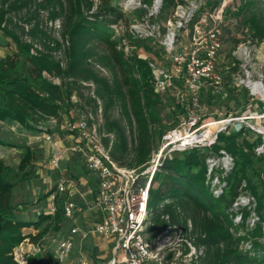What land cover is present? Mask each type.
Masks as SVG:
<instances>
[{
    "label": "trees",
    "instance_id": "16d2710c",
    "mask_svg": "<svg viewBox=\"0 0 264 264\" xmlns=\"http://www.w3.org/2000/svg\"><path fill=\"white\" fill-rule=\"evenodd\" d=\"M176 5V0H164L162 12ZM24 11L28 15L23 23L32 27L26 36L37 38L43 34L40 17L45 13L51 22L61 21L60 41L44 42L47 51L20 41L9 28L13 23L11 14ZM124 15L113 0H99L98 5L91 0H0V30L17 46L14 53L0 59V122L17 124L39 136L50 134L54 121H65L78 91L94 86V97L87 102L90 111L82 108L96 118V124L89 121L88 125L97 126L116 164L127 169L148 167L166 134L185 121V109L191 104H181L177 99V91L183 88L180 82L163 95L155 94L149 63L136 52L149 48L148 42L129 34L117 37L112 29L120 23L130 27L132 22L129 25ZM244 19L252 39L264 43V11L245 14ZM124 40L132 47L129 53L125 52ZM56 49H63L64 62L54 57ZM99 49L105 52L100 59ZM100 63L112 74L111 79L96 70ZM229 68L237 73L240 63L234 60ZM227 91L228 107L233 104L241 110L232 118L249 117L247 92L238 88ZM116 109L118 116L114 115ZM7 146L11 145L0 139V147ZM259 147L264 148L261 133L245 124L239 129L230 124L210 147L189 148L169 156L150 185L149 240L156 242L168 230L172 235L176 227L188 234L187 239L201 252L200 264H264V153L257 154ZM22 148L26 152L15 171L0 160V264H18L13 252L24 242L41 249L38 255L28 257L27 264H59L42 241L63 218L62 209L55 217L42 215L37 221L14 218L17 208L11 202L12 191L34 173V152L28 145ZM224 155L232 161V169L215 168L209 175L208 160ZM11 173L13 184L8 181ZM215 179L219 182L217 188L213 186ZM243 194L256 203L253 211L259 221L253 226L248 222V208L233 207ZM238 215H242L240 223L235 222Z\"/></svg>",
    "mask_w": 264,
    "mask_h": 264
},
{
    "label": "rangeland",
    "instance_id": "374dc122",
    "mask_svg": "<svg viewBox=\"0 0 264 264\" xmlns=\"http://www.w3.org/2000/svg\"><path fill=\"white\" fill-rule=\"evenodd\" d=\"M113 5L119 7L120 2L119 5H117L114 0ZM262 11H264V0H203V7L194 18L195 25L193 27L195 28L197 26L201 34L197 35L194 40L193 34L186 32L185 36L181 37V49L179 52L199 50L198 52L201 54L203 52L201 49L204 44L203 39L206 37V33L211 30L217 32L222 42V50L218 57L217 74L222 77V82L220 85L215 84L214 81L205 82L201 93L199 110H191L189 106V108L185 109L186 113L183 116L186 123H188L191 114L193 116H198L201 119L199 124L193 128H191L189 124L182 127L180 125V128L177 130L178 135L200 136L203 140L210 138L209 135L211 133H216L224 124L233 119L232 117L234 114H239L241 110L233 104H230V107H228V88H238L242 93L247 92V98L250 102L248 105V114L250 116L245 117V119H247L244 124L251 129L255 128L261 132L264 131V97L261 100L253 97L249 89V85L254 86L256 84H261L264 88V43L257 44L252 39L251 34H249L244 24L245 14L249 15L252 14V12L260 13ZM27 15L25 11L19 14H11L13 23L9 30L14 32L20 41L32 43L43 51H47L44 42L53 43V40L60 41L61 21L55 23L51 22L45 13L40 17L42 33L45 36L41 33H39L40 36L37 38L26 36L27 32L32 28L23 23ZM143 15L144 12L136 11L127 13L124 16L129 21L130 25L133 20L140 19ZM173 16L174 9H170L167 12H162L155 20L161 28L162 35L166 33L169 20L173 18ZM122 25L124 27L128 26L125 23ZM33 26H35V23ZM23 27L25 28V35L22 34ZM2 34L3 31L0 30V59L14 53L17 49L13 40L4 37ZM148 45L149 48L137 49V54L146 56L151 62L156 63L161 68L169 67L168 62L164 59L162 49L159 48L158 42H148ZM53 54L56 60L64 62L65 57L63 49H56L53 51ZM97 54L99 59L105 56V52H103L102 49H99ZM234 60L240 63V71L237 73H234V71L229 68ZM95 68L102 76L108 79L112 78V74L108 71L107 67L101 65V63L96 65ZM221 71L223 72V76L221 75ZM53 82L56 84L60 83L57 79H53ZM89 87L90 88L78 91V94L72 98V106H70V110H68L65 115V121L61 120L58 124H54L52 132L48 134V136L52 138L51 141H47L44 135L39 136L28 133L17 124L0 122V139L11 145L5 148L0 147L1 161L15 171L26 152L22 148L24 145H28L35 155L34 173L21 184L16 185L12 191L11 202L13 206L17 208L14 215L16 220L29 222L37 221L40 216L50 214L51 205L46 196L62 178L74 182L76 184L75 186L78 188L77 190H79L75 197L72 198L73 202L78 207V212L72 219H68L63 216V211L61 210L60 212H62L63 218L59 219L57 225L54 224L51 232L42 241L45 250L54 252L59 242L68 237L73 239L74 249L61 264H77L81 258L95 261V264H105L108 263L113 256L112 248L114 243H103V241L93 236L89 237L87 240H82L80 235H71V231L75 228L88 232L97 220L94 214L95 211L93 210L96 184L94 180L91 181V176L88 177L89 173L87 174L85 169L83 155L73 150L75 136L69 135L67 126L70 123L80 121H93L94 124H96L97 121L95 116L88 115L82 110V108H86V110L90 111V106L87 102L90 96L94 97L95 87ZM114 115H119L118 109L114 111ZM98 120L100 122V117H98ZM232 124L233 127L237 129H239L241 125H244L241 122H234ZM185 139L186 138H184L182 142H185ZM178 144L179 143H176L174 145ZM163 145L164 144H162L161 147ZM172 147L173 146L168 147L166 151L171 150ZM59 151L63 154L64 159L60 168L54 170L50 167L49 163L51 158ZM157 154H155L154 157H156ZM207 164L209 167L212 163L208 162ZM8 181L12 184L15 183L13 173L8 175ZM83 183H85L84 186L82 185ZM218 186L219 185H216L215 187ZM89 191H91V194H88ZM243 196H246L245 198L250 197H247L248 195L246 194H243ZM70 200V198L59 200L57 203L58 209H62L64 203ZM255 214L259 216L257 212ZM55 215L51 216L55 217ZM251 219H249L250 222H252ZM29 230L34 229H27L26 232H30ZM187 236L188 234H185L180 228L179 230H173L170 239L165 241L163 245L168 246V254H171L170 257L172 259H176L175 263L200 264L199 257L201 256V252L193 246V243L190 239H187ZM164 237V234H162L158 240L160 241ZM24 249L26 250L27 247H24ZM187 249H189V252L185 254ZM100 251H106V255L99 254ZM102 257H105V259H102Z\"/></svg>",
    "mask_w": 264,
    "mask_h": 264
},
{
    "label": "built area",
    "instance_id": "2783aa9c",
    "mask_svg": "<svg viewBox=\"0 0 264 264\" xmlns=\"http://www.w3.org/2000/svg\"><path fill=\"white\" fill-rule=\"evenodd\" d=\"M96 5L99 0H91ZM120 6L123 13L144 12L140 19L133 20L130 27H124L121 23L113 26L117 37L129 34L140 40L147 42L157 41L159 48L164 53V59L168 62L169 67L161 68L156 63L151 62L146 56H138L148 61L149 68L153 74L154 92L157 95H163L168 90L176 88L177 82L182 83V90L177 91V99L181 104L190 102L192 109L199 110L200 98L205 82L214 81L220 85L222 77L217 74L218 57L222 50V42L217 32L211 30L206 33L203 39V52L199 50L191 52H179L181 49V37L186 32H190L195 37L201 32L196 26L194 18L203 7V0H176L177 5L174 9V16L169 20L166 33L162 35L161 28L155 20L161 15L164 0H152L150 3L144 0H115ZM114 2V0H113ZM190 27V29H189ZM125 52L129 53L132 49L126 40L123 41ZM250 93L253 97L260 100L264 97V88L253 87L249 85ZM247 119V118H246ZM245 117L232 119V123H245ZM201 119L198 116H189V121H184L181 127L189 124L191 128L196 127ZM56 123L55 121L53 122ZM231 123V124H232ZM72 136H75L73 150L82 154L86 171L96 179L98 184V198L95 203L96 223L91 230L84 231L75 228L71 231L72 236L80 235L82 240H87L93 236L103 241V243H114L112 248V259L105 264H178L176 259H168L171 254L165 241L170 239L168 231L164 233V238L157 242L149 240V229L151 226L150 215L148 210L150 198V185L153 176L159 171L161 164L174 152H183L189 148L213 145L217 138L203 140L200 136H183L178 135L177 130L166 134L163 139V146L154 153L151 163L148 167L141 169H127L116 164L110 157L109 150L102 143L101 136L97 132V126L90 127L87 121L74 122L67 125ZM222 128V127H221ZM220 128V129H221ZM219 129V130H220ZM254 131L261 133L264 139V131L261 132L253 128ZM47 141L52 138L48 134L44 135ZM186 138L188 141L182 142ZM175 140V141H172ZM179 143L178 145H174ZM173 146L171 150L166 151L168 147ZM257 154H263L264 148L256 149ZM158 153V154H157ZM156 155V157H154ZM63 154L57 152L50 160V167L58 170L63 161ZM208 162L212 163L209 167V175L214 168L229 171L232 169V161L226 155L221 158H211ZM218 166V167H215ZM219 185L217 179L214 180L213 186ZM217 188V187H216ZM220 190H217L218 193ZM77 188L75 183L62 178L54 190L49 194L47 200L51 205L50 215L58 212L57 203L64 198H70L65 202L62 208L63 215L72 219L78 212L77 205L72 198L75 197ZM239 196L233 207L237 210L248 208L251 211V226L259 221L254 213L256 206L252 197ZM242 221V215L235 219L236 223ZM170 229V228H169ZM176 230L177 228L174 227ZM264 233V228H263ZM158 246V247H157ZM24 247H27L25 250ZM74 249L73 239L68 237L58 243L54 251L55 257L59 264L63 263ZM41 249L36 245L28 242L22 243L14 249L13 257L18 264H27L30 256L38 255ZM95 261L81 258L77 264H95Z\"/></svg>",
    "mask_w": 264,
    "mask_h": 264
},
{
    "label": "crops",
    "instance_id": "0c3cea01",
    "mask_svg": "<svg viewBox=\"0 0 264 264\" xmlns=\"http://www.w3.org/2000/svg\"><path fill=\"white\" fill-rule=\"evenodd\" d=\"M65 153H66V152H65ZM87 174H88V172H87ZM90 176H91V175L88 174V177H90ZM88 177H87V178H88ZM90 179H91V181L94 180V183L96 184V188H95V190H94V191H95V194H94V195H95V202L93 203V210L95 211L94 214H95V216H96L97 213H96V209H95V203H96L97 198H98V184H97V182H96V179H95L93 176H91ZM90 179H89V180H90ZM75 185H76V184H75ZM82 185L84 186L85 183H83ZM54 188H55V187H54ZM54 188H53V189H54ZM76 188H77V186H76ZM77 189H78V188H77ZM78 191H79V190H77V192H78ZM76 194H77V193H76ZM88 194H91V191H89ZM29 231H30V232H35L34 230H29ZM106 251H107V250H106ZM106 251H103V252L100 251L99 254H105V255H106V253H105ZM102 259H105V257H102Z\"/></svg>",
    "mask_w": 264,
    "mask_h": 264
},
{
    "label": "water",
    "instance_id": "95a60500",
    "mask_svg": "<svg viewBox=\"0 0 264 264\" xmlns=\"http://www.w3.org/2000/svg\"><path fill=\"white\" fill-rule=\"evenodd\" d=\"M233 121L232 120H230V121H228L226 124H224L223 126H222V128L220 129V130H218L216 133H214V136H213V138H217V136H218V134L220 133V132H222V131H224V130H226L229 126H230V124L232 123ZM264 133V132H263Z\"/></svg>",
    "mask_w": 264,
    "mask_h": 264
},
{
    "label": "bare ground",
    "instance_id": "6f19581e",
    "mask_svg": "<svg viewBox=\"0 0 264 264\" xmlns=\"http://www.w3.org/2000/svg\"><path fill=\"white\" fill-rule=\"evenodd\" d=\"M253 87H258L259 89L262 87V85L261 84H256V85H254ZM262 89V88H261ZM213 135V133H211L210 135H209V137L210 136H212ZM188 140L187 139H185V142H187Z\"/></svg>",
    "mask_w": 264,
    "mask_h": 264
}]
</instances>
